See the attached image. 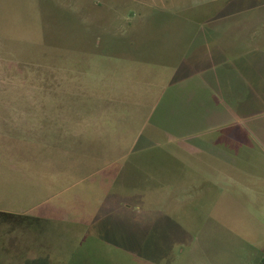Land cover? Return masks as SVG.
I'll return each instance as SVG.
<instances>
[{
	"label": "rangeland",
	"instance_id": "1",
	"mask_svg": "<svg viewBox=\"0 0 264 264\" xmlns=\"http://www.w3.org/2000/svg\"><path fill=\"white\" fill-rule=\"evenodd\" d=\"M263 258L264 0H0L3 264Z\"/></svg>",
	"mask_w": 264,
	"mask_h": 264
},
{
	"label": "trees",
	"instance_id": "2",
	"mask_svg": "<svg viewBox=\"0 0 264 264\" xmlns=\"http://www.w3.org/2000/svg\"><path fill=\"white\" fill-rule=\"evenodd\" d=\"M25 218H28L29 222L25 221V223H22L21 228H18L22 232L28 231V228L31 226V223L33 224L34 222H41V218H35V217H32V216H25ZM44 221H47V220H43V222ZM12 231H14V230H12ZM261 264H264V258H263Z\"/></svg>",
	"mask_w": 264,
	"mask_h": 264
},
{
	"label": "flooded vegetation",
	"instance_id": "3",
	"mask_svg": "<svg viewBox=\"0 0 264 264\" xmlns=\"http://www.w3.org/2000/svg\"><path fill=\"white\" fill-rule=\"evenodd\" d=\"M0 264H3V261H2V260L0 261ZM6 264H9V263H8V259H7V261H6Z\"/></svg>",
	"mask_w": 264,
	"mask_h": 264
}]
</instances>
